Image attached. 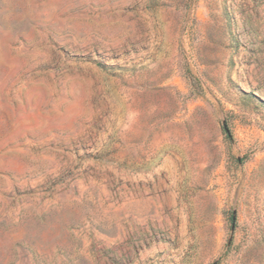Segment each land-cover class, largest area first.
Returning a JSON list of instances; mask_svg holds the SVG:
<instances>
[{
    "label": "rangeland",
    "instance_id": "rangeland-1",
    "mask_svg": "<svg viewBox=\"0 0 264 264\" xmlns=\"http://www.w3.org/2000/svg\"><path fill=\"white\" fill-rule=\"evenodd\" d=\"M0 264H264V0H0Z\"/></svg>",
    "mask_w": 264,
    "mask_h": 264
},
{
    "label": "trees",
    "instance_id": "trees-1",
    "mask_svg": "<svg viewBox=\"0 0 264 264\" xmlns=\"http://www.w3.org/2000/svg\"><path fill=\"white\" fill-rule=\"evenodd\" d=\"M223 131H224L226 137H227L228 139H231V136H230L229 130H228V128L226 127L225 124H223ZM236 161H238V163H242V160H241V159H236ZM231 221H232V220H231Z\"/></svg>",
    "mask_w": 264,
    "mask_h": 264
},
{
    "label": "water",
    "instance_id": "water-1",
    "mask_svg": "<svg viewBox=\"0 0 264 264\" xmlns=\"http://www.w3.org/2000/svg\"><path fill=\"white\" fill-rule=\"evenodd\" d=\"M234 221H235V212H233V215H232V225H231V231H230L229 242H230V240H231L232 233H233V230H234ZM229 242H228V243H229Z\"/></svg>",
    "mask_w": 264,
    "mask_h": 264
}]
</instances>
